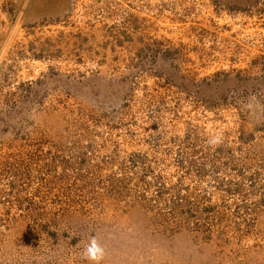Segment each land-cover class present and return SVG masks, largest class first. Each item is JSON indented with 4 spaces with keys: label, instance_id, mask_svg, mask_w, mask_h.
<instances>
[{
    "label": "rangeland",
    "instance_id": "1",
    "mask_svg": "<svg viewBox=\"0 0 264 264\" xmlns=\"http://www.w3.org/2000/svg\"><path fill=\"white\" fill-rule=\"evenodd\" d=\"M0 264H264V0H0Z\"/></svg>",
    "mask_w": 264,
    "mask_h": 264
},
{
    "label": "clouds",
    "instance_id": "2",
    "mask_svg": "<svg viewBox=\"0 0 264 264\" xmlns=\"http://www.w3.org/2000/svg\"><path fill=\"white\" fill-rule=\"evenodd\" d=\"M102 254H103L102 248L99 246L95 238H92L89 241V243L85 246L83 252L85 258L91 261L99 260Z\"/></svg>",
    "mask_w": 264,
    "mask_h": 264
}]
</instances>
